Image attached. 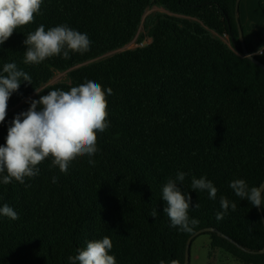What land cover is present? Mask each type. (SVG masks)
<instances>
[{"label":"trees","instance_id":"trees-1","mask_svg":"<svg viewBox=\"0 0 264 264\" xmlns=\"http://www.w3.org/2000/svg\"><path fill=\"white\" fill-rule=\"evenodd\" d=\"M235 2L44 0L35 22L0 46V72L12 62L32 78L9 100L0 146L15 116L40 94L67 91L86 80L113 90L110 126L99 134L94 166L88 157L80 158L65 175L50 167L49 159L23 185L0 182V207L7 204L19 216L15 221L0 216V264H69L88 241L104 236L113 241L110 254L117 264H159L161 259L184 264L188 238L204 228L215 230L203 233L210 236L212 250L237 264H264V254L250 253L264 248L260 210L229 187L235 178L250 187L264 182V70L241 50ZM153 7L167 13L145 16ZM259 7L264 11V0ZM41 24L46 30L67 24L87 33L90 51L24 64L26 35ZM134 40L142 45L124 49ZM254 40L245 39L251 54L263 47L258 32ZM255 57L264 65V55ZM55 72H67L68 81L48 84ZM177 171L188 173L178 187L192 198L190 218L199 220L192 233L173 228L163 211L162 187ZM53 176L58 183H52ZM193 176L214 183L215 201L192 190ZM220 196L237 208L218 221ZM154 208L157 218L150 216Z\"/></svg>","mask_w":264,"mask_h":264},{"label":"clouds","instance_id":"clouds-1","mask_svg":"<svg viewBox=\"0 0 264 264\" xmlns=\"http://www.w3.org/2000/svg\"><path fill=\"white\" fill-rule=\"evenodd\" d=\"M44 0H0V46L7 42L18 29L35 22L41 15ZM92 41L87 33L60 24L45 29L43 24L29 32L24 40L26 51L23 63L38 65L53 57L71 58V54L84 55L91 49ZM264 55V47L256 53ZM32 84L31 76L18 68L16 63H5L0 72V125L7 117L8 104L13 93L19 91L21 83ZM35 91L40 94L39 91ZM113 94L109 87L86 80L69 90L55 89L47 94H40L39 99L29 100L27 111L15 116L8 128L6 144L0 146V182L9 185L13 181L25 184L26 178L40 174L39 165L51 160L50 167L58 168L65 175L70 166L80 158L88 157V163L95 165L92 159L99 151V134L109 128L108 97ZM188 173L177 171L175 179L169 178L162 187L161 198L165 202L164 215L173 228L182 233H192L199 220L189 216L192 198L181 191L178 185L184 183ZM57 176L52 183H58ZM230 189L242 201H247L254 208H264V184L250 187L245 179L235 178L229 183ZM191 188L196 192H207L209 199L215 201L218 188L207 176L191 179ZM222 211L216 213L221 221L229 209L235 211L236 203L226 196H220ZM197 203L195 208H199ZM0 216L13 221L18 220L17 212L7 204L0 207ZM150 216L157 218L155 208ZM113 241L104 236L90 240L86 247L68 258L69 264H117L111 253ZM159 264H166L161 259ZM170 264H180L176 259Z\"/></svg>","mask_w":264,"mask_h":264},{"label":"rangeland","instance_id":"rangeland-1","mask_svg":"<svg viewBox=\"0 0 264 264\" xmlns=\"http://www.w3.org/2000/svg\"><path fill=\"white\" fill-rule=\"evenodd\" d=\"M156 12L167 13L162 8L153 7L147 10L145 16L152 14V13H156ZM142 31H143V28L141 27L139 30V33H141ZM223 40L228 44L230 42L227 36H224ZM138 46H141V44H139L136 40H134L129 45H127L124 49H134ZM113 53L115 52L106 54L96 60L107 58ZM89 62H92V61H89ZM66 81H68L67 72H55L54 77L51 79V81L48 84H55V83L66 82ZM190 257H191L190 264H237L235 260L232 259V257L222 252L221 250L211 249V241H210V236L208 234L199 235L194 238L191 244Z\"/></svg>","mask_w":264,"mask_h":264},{"label":"crops","instance_id":"crops-1","mask_svg":"<svg viewBox=\"0 0 264 264\" xmlns=\"http://www.w3.org/2000/svg\"><path fill=\"white\" fill-rule=\"evenodd\" d=\"M259 2L260 0H241L239 19L245 28L246 42L255 43L254 34L258 32L264 47V11L259 7Z\"/></svg>","mask_w":264,"mask_h":264},{"label":"water","instance_id":"water-1","mask_svg":"<svg viewBox=\"0 0 264 264\" xmlns=\"http://www.w3.org/2000/svg\"><path fill=\"white\" fill-rule=\"evenodd\" d=\"M240 1L241 0H236V2H235V18H236V23H237V27H238V39L240 41L241 50L244 54V57H249V54H251V53H249V51L247 50V45L245 43L243 31L241 29V25H240V21H239V3H240ZM250 61H252L254 64H256L257 66H259L261 69L264 70V65L257 60L255 55L250 58ZM262 184H264V182ZM261 191L263 194L264 189H262ZM258 209L260 210L262 222L264 225V215L261 212V208H258ZM207 232H215V230H214V228H204V229H201V230L195 232L193 235H191L188 238V240L186 242V247H185L184 264H190V246H191L192 240L195 237L199 236L200 234L207 233ZM217 234L223 238H226V236L224 234H222L218 231H217ZM230 241H232V240H230ZM250 253H252V254H264V248L260 251H257V252L252 251Z\"/></svg>","mask_w":264,"mask_h":264},{"label":"built area","instance_id":"built-area-1","mask_svg":"<svg viewBox=\"0 0 264 264\" xmlns=\"http://www.w3.org/2000/svg\"><path fill=\"white\" fill-rule=\"evenodd\" d=\"M142 45V44H141Z\"/></svg>","mask_w":264,"mask_h":264}]
</instances>
